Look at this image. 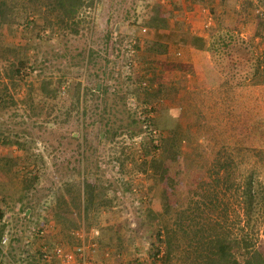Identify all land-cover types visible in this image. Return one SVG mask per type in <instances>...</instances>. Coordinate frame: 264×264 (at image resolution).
<instances>
[{"label": "rangeland", "instance_id": "rangeland-1", "mask_svg": "<svg viewBox=\"0 0 264 264\" xmlns=\"http://www.w3.org/2000/svg\"><path fill=\"white\" fill-rule=\"evenodd\" d=\"M96 1L65 26L59 0H32L29 17L0 23V229L25 235L44 222L51 246L96 238V264H163L168 224L164 264H200L179 213L198 201L210 213L218 196L236 231L242 212L213 164L231 162L237 175L256 167L264 179V0ZM158 25L208 32L212 49L164 48ZM207 61L227 83L199 80ZM19 233L9 230L0 264L21 257ZM255 237L264 249V223Z\"/></svg>", "mask_w": 264, "mask_h": 264}, {"label": "trees", "instance_id": "trees-1", "mask_svg": "<svg viewBox=\"0 0 264 264\" xmlns=\"http://www.w3.org/2000/svg\"><path fill=\"white\" fill-rule=\"evenodd\" d=\"M31 1L0 0V23L14 24L18 19V11L25 12L29 17L32 14L29 4ZM96 2V0H59L63 11L57 23L61 26L70 24L71 19H75L84 7L93 6ZM46 22H49L48 19ZM155 29L156 42L164 48L169 44H176L202 51L212 49L209 39L201 34L179 29L162 30L159 25L155 26ZM73 30L78 32L76 28ZM258 71L260 72V69ZM262 82L264 83V79ZM211 169L214 176L213 181L218 186L223 185L241 207L242 212L238 215V227L235 231L232 223L228 221L230 213L228 214V208L224 207V200H220L218 196L213 203L211 201V204H215L216 208L207 214L200 207L201 201H198L199 211H194L191 214H188L189 211L179 213L186 215L189 219V225H186L185 219L178 221L182 231L190 236L187 237L189 251L197 253L200 264H264V249L260 244L261 239L255 237L260 225L264 223V179L256 167L249 169L245 167L243 170L241 166L239 175L235 174L231 162L220 163L218 160ZM93 192L92 189L88 191L87 187L84 188L85 196L87 193L93 196ZM72 196L74 203L79 202L80 204L78 196L74 194ZM204 204L209 205L208 202H204ZM3 231L5 229L2 227L0 238ZM161 236L164 237L161 238ZM159 239L163 243L165 251L163 247V255L160 259L162 248L156 246L152 253V261L155 263L160 259L166 263L174 251L172 227L165 224L164 230L159 231ZM132 264L145 263L137 261Z\"/></svg>", "mask_w": 264, "mask_h": 264}, {"label": "built area", "instance_id": "built-area-1", "mask_svg": "<svg viewBox=\"0 0 264 264\" xmlns=\"http://www.w3.org/2000/svg\"><path fill=\"white\" fill-rule=\"evenodd\" d=\"M126 51L128 56L127 68L130 69V67L133 66L132 62L136 53L135 47L132 43L127 47ZM9 214L4 215L6 220ZM8 221L10 220H7L6 223ZM8 223L6 224L5 231L0 238V246L5 255H8V253L4 248L7 247L12 239L9 234V230L14 233L20 232L19 234L22 235L21 230L18 231L17 228L10 229V225ZM46 235L47 226L44 222H40L39 224L28 228L25 235H22L25 249H23L21 257L14 261L13 264H29L28 259L34 256L35 253H38L40 264H96L94 260V252L98 250L99 245L96 238L91 239L88 242L82 240L81 243L77 244L72 249H68L59 244L51 246L47 242ZM98 235L99 231L95 230L93 238ZM84 237L85 234L83 233L82 238ZM37 245H39L38 249Z\"/></svg>", "mask_w": 264, "mask_h": 264}, {"label": "crops", "instance_id": "crops-1", "mask_svg": "<svg viewBox=\"0 0 264 264\" xmlns=\"http://www.w3.org/2000/svg\"><path fill=\"white\" fill-rule=\"evenodd\" d=\"M201 34V33H200ZM242 34H244V33H242ZM201 35H203L204 37H206V38H209V33L208 32H205L204 34H201ZM193 50H195V51H198V50H196V49H193ZM193 65H194V68H196L197 67V63H195V61L193 62ZM204 67H205V72L204 73H202V75L201 76H199V74H197V77L199 78V80H204V83H205V86H207V85H209L208 87L209 88H211V87H215V85H216V82L217 83H224V82H226L227 83V81H226V78H225V76H224V73L222 72V71H220L219 72V74L220 75H217L216 74V72H218V71H216V69H215V66H214V64L212 63V61H210V62H208L207 61V63H205V65H204ZM216 74V75H215ZM213 84H215V85H213ZM102 250L101 249H98L97 251H95V257H96V259H98L100 262H101V258L99 257V253L101 252ZM103 252V251H102ZM101 255V257L104 259V258H107L105 255H104V253L103 254H100ZM98 261V262H99ZM99 262V263H100Z\"/></svg>", "mask_w": 264, "mask_h": 264}]
</instances>
